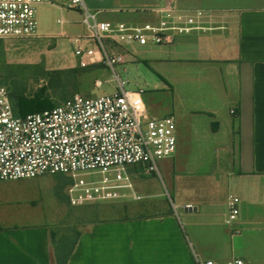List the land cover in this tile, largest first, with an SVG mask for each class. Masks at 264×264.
Returning <instances> with one entry per match:
<instances>
[{
    "label": "crops",
    "instance_id": "0c3cea01",
    "mask_svg": "<svg viewBox=\"0 0 264 264\" xmlns=\"http://www.w3.org/2000/svg\"><path fill=\"white\" fill-rule=\"evenodd\" d=\"M165 2L203 10V29L168 46L129 44L114 51L125 53L127 63L145 62L159 78L155 92L171 90L173 99L164 108L176 118L177 152L162 161L172 159L176 203L165 214L92 223L80 233L67 264H197L196 258L225 263L238 253L247 262H264V0H84L101 21L112 23L155 21ZM46 3L80 13L70 0ZM74 22L82 24L80 17ZM84 45L94 47L89 41ZM70 57V68L82 69L74 52ZM231 110L236 114L228 115ZM175 111L192 118L198 112L223 115L230 126L236 159L216 199L178 198L184 182L181 163L173 158L184 148L185 136ZM230 194L240 198V216L227 225ZM0 264H58L53 230L48 225L0 227Z\"/></svg>",
    "mask_w": 264,
    "mask_h": 264
},
{
    "label": "built area",
    "instance_id": "2783aa9c",
    "mask_svg": "<svg viewBox=\"0 0 264 264\" xmlns=\"http://www.w3.org/2000/svg\"><path fill=\"white\" fill-rule=\"evenodd\" d=\"M50 1L0 0V56L6 42L38 37L37 6ZM70 7L81 13L86 29L75 40L78 66L111 69L115 91L95 97L76 94L54 108L18 116L9 90L0 85V182L64 175L71 181L67 196L73 207L139 199L129 170L160 174V161L177 152V122L172 115L149 114L143 87L127 88L130 80L117 70L127 63L126 54L114 47L171 45L178 36L203 29L205 12L165 2L155 11V21L112 23L101 21L84 0H70ZM87 41L94 47H86ZM94 85L100 88L103 82L96 80ZM240 204L238 196L229 195L227 225L240 216ZM196 262L250 264L242 257L225 263L199 258Z\"/></svg>",
    "mask_w": 264,
    "mask_h": 264
},
{
    "label": "rangeland",
    "instance_id": "374dc122",
    "mask_svg": "<svg viewBox=\"0 0 264 264\" xmlns=\"http://www.w3.org/2000/svg\"><path fill=\"white\" fill-rule=\"evenodd\" d=\"M79 17L82 20L75 10L42 3L36 13L39 37L12 40L2 46L0 85L9 90L14 101L19 96L33 97L45 90L54 105H60L76 94L95 97L115 91L114 74L105 65L87 70L78 68V71H72L69 66L77 46L72 39L86 31L83 24H75ZM61 18L66 20L63 26L57 23ZM61 31L65 36H60ZM122 68L128 73L122 72ZM117 70L124 79L130 80L127 88H144V101L152 115L171 113L169 108H164L173 99L171 90L165 94L154 91L159 78L145 62L126 63ZM96 80H101L103 86L96 88ZM172 113L181 116L180 130L185 136L181 143L184 148L173 158L181 163L179 175L184 182L178 189V198L207 201L220 197L226 187L225 176L236 159L231 151L234 143L230 126L223 115L198 112L192 118L177 111ZM228 115L233 114L228 111ZM194 143L196 149H193ZM171 160L159 163L160 174L137 168L129 170L140 197L136 200L73 207L67 196L71 181L64 175L0 182V227L48 225L57 244L66 242L71 246L92 223L173 211L176 173L171 170ZM192 166L196 169L191 170ZM236 257L244 256L238 253Z\"/></svg>",
    "mask_w": 264,
    "mask_h": 264
},
{
    "label": "trees",
    "instance_id": "16d2710c",
    "mask_svg": "<svg viewBox=\"0 0 264 264\" xmlns=\"http://www.w3.org/2000/svg\"><path fill=\"white\" fill-rule=\"evenodd\" d=\"M2 55L3 53L1 50L0 63H1ZM82 70H87V69H82ZM72 71H78V69H72ZM11 99L14 104L16 114L18 116H25L30 113L44 111L57 106L54 105L52 100L45 94V90H41L38 94H36L33 97L19 96L17 100L14 101V99L11 96ZM67 179L69 178L67 177ZM79 236L80 234L71 243V246H67L66 242H61L57 244L55 240V234L53 232V242L56 245V261L58 262V264H67L68 259L71 255V251L75 247Z\"/></svg>",
    "mask_w": 264,
    "mask_h": 264
}]
</instances>
